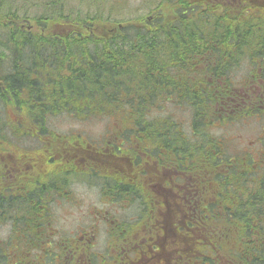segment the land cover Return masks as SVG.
<instances>
[{
  "label": "trees",
  "instance_id": "1",
  "mask_svg": "<svg viewBox=\"0 0 264 264\" xmlns=\"http://www.w3.org/2000/svg\"><path fill=\"white\" fill-rule=\"evenodd\" d=\"M42 3L44 11L32 19L0 3L3 111L15 104L39 111L29 114L40 120L109 116L125 139L137 142H157L159 129L181 171L177 184L193 189L182 199L191 212L176 216L178 264H221L220 257L224 264H264V190L255 187L251 156L208 131L215 80L233 84L245 64L252 67L248 76L259 68L264 76V0H157L127 21L112 17L120 11L116 1L107 9L99 1L91 11H73L66 0ZM95 24L112 27L99 31ZM201 63L208 79L202 72L192 78ZM165 102L189 109L186 129L171 114L152 116ZM138 183H124V206L139 207L124 220V234L137 222L151 227V195Z\"/></svg>",
  "mask_w": 264,
  "mask_h": 264
},
{
  "label": "flooded vegetation",
  "instance_id": "2",
  "mask_svg": "<svg viewBox=\"0 0 264 264\" xmlns=\"http://www.w3.org/2000/svg\"><path fill=\"white\" fill-rule=\"evenodd\" d=\"M250 77L260 78L261 85L243 79L238 92L223 91L219 115L222 124L262 121L261 132L242 148L251 156L256 189L264 190L261 68ZM0 104V264H176V216L191 212L182 199L193 189L177 184L181 171L173 149L159 141V129L155 143L149 137L144 142L136 136L125 139L122 128L103 133L100 142L102 135L94 139L40 126L48 115L33 119L29 112L37 110L16 109L9 102L11 111L5 113L6 102ZM133 181L150 192L151 227L137 222L124 234V183ZM79 189L84 194L96 190L102 207L66 234L59 219L77 208ZM166 217L169 222L162 223Z\"/></svg>",
  "mask_w": 264,
  "mask_h": 264
},
{
  "label": "rangeland",
  "instance_id": "3",
  "mask_svg": "<svg viewBox=\"0 0 264 264\" xmlns=\"http://www.w3.org/2000/svg\"><path fill=\"white\" fill-rule=\"evenodd\" d=\"M42 1L49 2L51 0H3L0 1V3L2 2L3 10L16 11L17 13H23L24 15L27 13V15H29L32 19L33 17L38 16L44 11L43 8L40 6L41 4H43ZM99 1L102 2L100 4H103L104 9H107L112 1H116L118 9H120V11H114L112 17L127 21L132 20L138 16H142L143 14H147L149 12L150 7L155 4L157 0H73V2L72 0H66V7L72 9L73 11H84V8H89L91 11V5H94ZM39 7L41 9H39ZM108 26L95 24V29H98L99 31H104L108 28ZM249 68L250 65L245 64L244 66H242V70L238 73L237 78L234 82V88L237 89V92L239 91V84L242 82L243 79H246L245 82H249L251 84L252 81L255 84H260V78H255L252 80L247 75L249 72ZM261 80L264 83V78H261ZM164 107L162 112H157L159 111L158 106L154 107L152 110V116L155 117L163 116L164 114H171L172 117H175L177 120H179V122L184 123V129H186L190 125L192 117L190 115L189 109L177 108L172 104V102H165ZM149 118L153 119L152 117ZM44 124H46V127L56 132H60L63 134L71 132L81 134L85 133L84 135H89L94 139H98V137L105 133L107 129L116 127V124H113L109 116H90L84 119H79V117L75 118L72 113H60L49 116L44 121ZM6 125L8 124L6 123ZM262 125V121H258L252 124L245 123L243 125L227 123L221 129L212 128L209 129V132L216 136H221L229 139L231 141V145L235 146L237 150H242V144H247L249 140L254 139L258 135L259 130L261 132ZM104 137L105 135L99 137L100 142ZM255 146L259 148V145L255 144ZM91 190L92 192H90V194H84L82 192V189H79L81 195H76V200L78 199L76 202H79L77 208H73V210L68 211V213H60L63 214V216L68 215V218L66 219H64L63 217L62 219H59V227L63 230L64 233H73L74 229H78V227L82 225L81 223L88 222L89 216L95 215V213L97 212V208L102 207L99 202V195L97 194V191L93 189ZM95 209L96 211H94ZM134 214L135 210L131 208L124 210V219H127L128 217ZM104 238L105 236L102 235V239Z\"/></svg>",
  "mask_w": 264,
  "mask_h": 264
},
{
  "label": "bare ground",
  "instance_id": "4",
  "mask_svg": "<svg viewBox=\"0 0 264 264\" xmlns=\"http://www.w3.org/2000/svg\"><path fill=\"white\" fill-rule=\"evenodd\" d=\"M194 10V9H193ZM130 15V14H129ZM133 15V14H132ZM202 16V15H201ZM198 31V30H197ZM126 37V36H125ZM144 39V38H143ZM7 41V40H6ZM129 42V41H128ZM242 47V46H241ZM26 55V54H25ZM241 57V56H240ZM172 61V60H171ZM138 62V61H137ZM182 65V64H181ZM142 70V69H141ZM150 83V82H149ZM127 85V84H126ZM137 88V87H136ZM59 93V92H58ZM176 105V104H175ZM165 108V107H164ZM147 120V119H145ZM161 127V126H160ZM199 136V135H198ZM72 176V175H71ZM70 178V177H69ZM59 187V186H58ZM257 203V202H256ZM256 209V208H255ZM56 210V209H55ZM47 243V242H46Z\"/></svg>",
  "mask_w": 264,
  "mask_h": 264
}]
</instances>
